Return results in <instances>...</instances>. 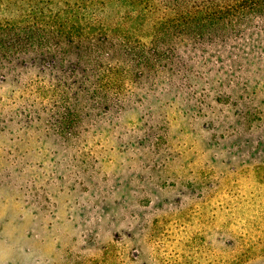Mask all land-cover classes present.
<instances>
[{
  "label": "rangeland",
  "instance_id": "374dc122",
  "mask_svg": "<svg viewBox=\"0 0 264 264\" xmlns=\"http://www.w3.org/2000/svg\"><path fill=\"white\" fill-rule=\"evenodd\" d=\"M227 67L155 79L80 140L0 133V264H264V60Z\"/></svg>",
  "mask_w": 264,
  "mask_h": 264
},
{
  "label": "trees",
  "instance_id": "16d2710c",
  "mask_svg": "<svg viewBox=\"0 0 264 264\" xmlns=\"http://www.w3.org/2000/svg\"><path fill=\"white\" fill-rule=\"evenodd\" d=\"M29 2L28 18L0 17V133L68 143L75 125L135 103L155 79L175 86L186 67L218 63L230 81L264 60V0ZM255 36L254 54L244 43Z\"/></svg>",
  "mask_w": 264,
  "mask_h": 264
}]
</instances>
